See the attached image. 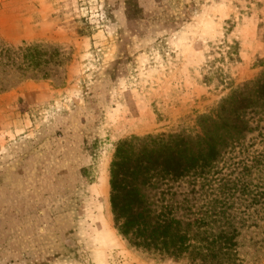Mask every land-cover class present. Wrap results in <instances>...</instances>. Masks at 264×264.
Masks as SVG:
<instances>
[{
  "label": "rangeland",
  "instance_id": "374dc122",
  "mask_svg": "<svg viewBox=\"0 0 264 264\" xmlns=\"http://www.w3.org/2000/svg\"><path fill=\"white\" fill-rule=\"evenodd\" d=\"M0 39L57 52L48 79L0 94V264H189L119 233L113 161L192 128L220 99L213 65L236 85L259 74L264 0H0Z\"/></svg>",
  "mask_w": 264,
  "mask_h": 264
},
{
  "label": "trees",
  "instance_id": "16d2710c",
  "mask_svg": "<svg viewBox=\"0 0 264 264\" xmlns=\"http://www.w3.org/2000/svg\"><path fill=\"white\" fill-rule=\"evenodd\" d=\"M229 61L239 59L228 45ZM57 52L0 39V94L48 79ZM237 57V59H236ZM226 57H223L225 59ZM206 77L215 105L192 128L122 142L112 165L111 203L130 246L189 264L264 262V59L236 85L229 69Z\"/></svg>",
  "mask_w": 264,
  "mask_h": 264
}]
</instances>
